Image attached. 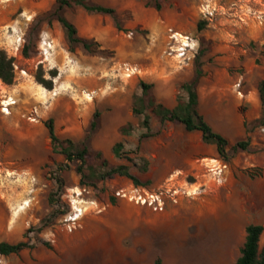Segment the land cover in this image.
Instances as JSON below:
<instances>
[{"label":"rangeland","instance_id":"374dc122","mask_svg":"<svg viewBox=\"0 0 264 264\" xmlns=\"http://www.w3.org/2000/svg\"><path fill=\"white\" fill-rule=\"evenodd\" d=\"M54 1L0 0V49L13 57L15 71L14 83L6 91L16 99L10 114L0 112V195L6 184L23 181L30 186L25 197L29 206L24 210L13 214L0 198V242L33 245L19 254L0 256V263L153 264L159 258L162 264H234L240 256L246 226L259 224L264 228L262 112L259 118L248 121L246 108L233 105L232 116L239 125L234 135L224 134L218 128L216 113L209 112L215 119L210 123L213 130L229 142L231 158L225 162L227 168L220 183L206 173L207 177L196 185V196L170 205L179 209L184 206L187 212L173 219H165V211L156 213L115 199L112 190L129 184L124 177L116 175L92 189L80 184L75 163L59 171L66 161L52 152L44 121L53 119L59 138L85 140L91 152H100L111 166H128L144 186L155 188L145 180L156 173L146 155L163 123L151 115V131L156 134L140 138L144 129L132 114L134 97L141 95L139 83L152 84L156 98L155 87L165 85V71L167 77L178 82L183 79L181 74L191 71V80L195 56L206 49L199 56L203 75L204 71L206 76L214 73L222 82L237 83L234 92L239 98L237 92L249 82L244 77L248 64L254 61L257 68H264V0H218L222 9L211 22L200 18V0H157L160 10L155 9V0H135L127 9L117 4L120 29L111 17L100 15V19L87 14L89 19L79 9H65L64 15L76 26L79 36L98 44L96 52H87L79 45L69 50L64 31L51 18ZM91 1L104 6L113 3ZM146 2L151 3L149 7ZM259 14L261 22L256 19ZM177 20L182 29L171 23ZM199 21L205 23L202 31L197 30ZM169 30L189 37L190 48L183 57H176L175 52L168 55L175 44ZM43 40L51 45L47 54L42 52ZM25 46L28 56L22 54ZM217 57L223 60L219 63ZM124 63L138 65L142 74L124 77L120 70ZM39 67L46 79L49 71L56 70L51 91L35 81ZM87 93H92L91 98ZM226 101L234 103V97ZM32 107L38 108L35 122L27 120ZM95 111L100 112V119L91 131L89 124ZM113 122L118 126L111 127ZM154 122L159 124L153 126ZM120 124H130L131 132L121 135ZM101 128L110 129V133L100 136ZM244 140L249 141L248 149L233 153L231 147ZM116 142L122 143L127 159L112 153ZM143 160L147 161L146 171H142ZM56 178L62 180V186ZM49 197L54 201L52 207ZM72 200L85 207V212L79 225L68 231L64 219L72 213ZM259 244L264 245V230Z\"/></svg>","mask_w":264,"mask_h":264},{"label":"trees","instance_id":"16d2710c","mask_svg":"<svg viewBox=\"0 0 264 264\" xmlns=\"http://www.w3.org/2000/svg\"><path fill=\"white\" fill-rule=\"evenodd\" d=\"M150 2H146L145 6L149 7ZM154 7L156 10L161 9L160 3L157 0L154 1ZM81 9L87 14L101 15L111 17L114 21V25L117 29H120L118 15L119 13L112 7L104 6L91 0H55L54 10L51 18L54 19L62 28L65 33L66 40L69 45V50L72 52L74 46L79 45L83 50L87 52H96L98 44L92 40L79 36L76 26L67 19L64 15L65 9ZM49 19V23L51 22ZM205 23L199 21L197 23V30L202 31ZM28 47H23V56H28ZM206 52V49H201L195 56V69L191 80L182 83L179 86V92L181 95L177 98V105L173 109L166 108L162 103H158L152 92L153 85L141 81L139 83L141 88V95L135 96L133 100L132 114L139 118V126L144 129L140 138H150L156 134L151 131L150 116L154 115L156 120L160 123L174 122L182 124L186 131H199L201 133L202 141L205 144L214 145L216 147L217 155L219 159L224 162H229L231 156L228 153V140L221 134L215 132L204 117L198 112V96H197V84L200 78L203 76L202 64L199 60V56H202ZM49 79L44 78V73L39 67L38 72L34 75L35 81L41 85L47 91L53 89V80L57 76L56 70L48 72ZM0 80L7 86H11L15 80L14 71V59L10 57L7 52L0 49ZM257 90L259 93L261 103V124L264 126V79L260 80L257 84ZM100 119V112L95 111L92 115L89 128L94 131L98 127ZM44 126L47 130L48 137L50 139L52 152L60 154L64 157L65 163L60 165L59 171L69 168L71 163H75L74 170L80 177V184L87 185L92 189H97L99 182H103L112 179L114 176L124 177L131 181L134 185H142L144 183L140 181L136 176L130 173V169L125 165L111 166L106 159L102 157L100 152L93 153L87 146L85 140L75 142L70 138L61 139L55 133V125L53 119H47L44 121ZM131 125L126 124L119 128L121 135H128L131 132ZM122 143L116 142L112 147V153L116 157H125V153L122 152ZM249 147V141H238L232 147L233 153L238 150L245 151ZM144 161V167L142 171H146L147 161ZM56 183L62 186V180L56 178ZM49 204L52 207L54 201L52 197H49ZM263 226L259 224H250L245 228V240L240 250V256L236 259L234 264H264V245L260 247V237L263 233ZM33 248L26 242L8 243L0 242V256H10L19 254L20 252ZM153 264H162V261L157 258Z\"/></svg>","mask_w":264,"mask_h":264},{"label":"crops","instance_id":"0c3cea01","mask_svg":"<svg viewBox=\"0 0 264 264\" xmlns=\"http://www.w3.org/2000/svg\"><path fill=\"white\" fill-rule=\"evenodd\" d=\"M112 2L113 3L106 4L105 6L118 10L117 4L121 5V9H127L134 5L135 0H112ZM79 13L87 15V13L81 9H79ZM96 16L101 19L100 15ZM87 18L90 19L91 16L87 15ZM171 23L178 29L184 27L180 20ZM226 59H228V57H226L225 60ZM222 60L223 58L217 57V62L220 63ZM178 68H181V66ZM180 77L183 79H180L178 82L176 78L167 77L165 71V85H157L155 87L157 100L168 109H173L177 105L179 85L190 80L191 71H185L184 76L181 74ZM244 77L247 78L249 82L243 84V91H240L239 98L236 97L234 92L235 88L238 87L236 86L237 83L222 82L214 73H210L206 76L204 71V75L197 84L198 112L207 122L210 121L208 122L209 125L212 123L211 121H215L214 117L209 115V112L216 113L214 115L217 117V121H220L218 128L222 130L224 134L230 132L234 135L237 133V130H239V125L232 116L233 105H243L246 108L244 115L248 121L259 118L261 114V103L257 84L260 80L264 79V68H257L253 61L248 64ZM231 96L234 97V103L226 101L227 98ZM130 122L132 123L134 121L131 119ZM157 123L158 122H154L153 126H156ZM122 125L123 124H120L119 127ZM110 126L114 128L118 126V124L113 122ZM158 129L159 134L152 138L151 144L153 146L146 155L147 159L150 161L151 167L156 169V173L150 178L146 176L145 180H149L151 185L157 188L174 171H181L183 174L182 177L189 183L195 185H197L199 180L203 177H207L205 161L218 159L216 147L214 145L205 144L202 141L199 131L188 132L185 127L179 123L166 121L160 124ZM109 133L110 129L101 128L99 135L106 136ZM139 180L142 181L141 178H139ZM127 181L131 183V181ZM184 201L185 200H182V203ZM182 211L186 212L184 206L179 209L168 204L165 209V219H173V217H176Z\"/></svg>","mask_w":264,"mask_h":264},{"label":"built area","instance_id":"2783aa9c","mask_svg":"<svg viewBox=\"0 0 264 264\" xmlns=\"http://www.w3.org/2000/svg\"><path fill=\"white\" fill-rule=\"evenodd\" d=\"M218 3V0H202L197 7L200 18L204 21L211 22L214 16L218 14V11L222 9V6ZM256 19L261 22L262 15H256ZM240 20L242 19L240 18ZM169 32V38L172 39L175 44L170 46L168 55L175 52L176 57H183L186 48H190L188 44L189 37L176 31L169 30ZM177 42H180L178 46H176ZM41 45L44 46L42 52L47 54V50L51 47L50 43H46V41L43 40ZM120 70L122 75L126 78L136 77L142 74L141 67L136 64L124 63L120 66ZM236 86L239 85L237 84ZM6 87L8 86L0 80V112L4 115L10 114L12 107L16 104V99H14L12 95L8 94ZM91 94L92 93H87L86 95L91 98ZM237 94L240 95V91H238ZM27 120L31 122L38 120L37 107H32L29 110L27 113ZM261 130L264 134V126ZM205 163L206 173L217 183H220L223 180V174L227 168V164L221 159H210L206 160ZM182 176L183 174L181 171H174L157 188L134 185L131 182L125 186L114 188L112 190V196L115 199L145 206L153 212L161 213L165 211L168 204L178 205L182 200L193 198L198 194L199 187L193 183H189ZM70 203L72 213L64 219L65 228L68 231H72L79 225L80 218L85 212V207L79 206L76 200H72ZM97 211L100 212L101 209H98Z\"/></svg>","mask_w":264,"mask_h":264},{"label":"bare ground","instance_id":"6f19581e","mask_svg":"<svg viewBox=\"0 0 264 264\" xmlns=\"http://www.w3.org/2000/svg\"><path fill=\"white\" fill-rule=\"evenodd\" d=\"M29 193L30 186L26 182L17 181L11 184H6L0 198L7 205V207H10L14 214L29 206V200L25 198ZM78 195H80V192H78Z\"/></svg>","mask_w":264,"mask_h":264}]
</instances>
